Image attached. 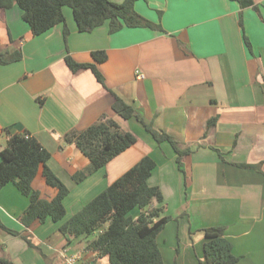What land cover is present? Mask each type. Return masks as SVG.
Returning <instances> with one entry per match:
<instances>
[{"label":"crops","instance_id":"0c3cea01","mask_svg":"<svg viewBox=\"0 0 264 264\" xmlns=\"http://www.w3.org/2000/svg\"><path fill=\"white\" fill-rule=\"evenodd\" d=\"M255 6L242 9L232 0H140L137 13L162 30L125 27L114 34L108 23L79 32L65 7V24L40 36L17 5L1 10L0 55L19 51L22 59L0 62V152L11 135L24 133L50 152L48 167L69 189L65 220L142 157L154 156L157 167L149 182L160 188L164 203L154 201L151 208L163 205V216L171 217L157 237L164 264H200L205 229L216 226L224 228L236 264H264V0H255ZM96 51L108 57L97 64L104 84L90 69L73 73L65 61L70 56L95 63ZM113 93L153 129L190 150L182 158L183 172L169 144L158 146L138 121L114 113ZM103 116L134 134L137 143L78 184L73 176L86 171L89 160L64 136ZM127 162L131 165L120 171ZM258 164L260 169L242 167ZM43 169L32 186L51 201L58 191L46 183ZM28 206L29 199L12 183L0 189V219L19 233L0 229V258L14 264H110L89 247L97 235L64 236L59 228L65 220L25 227L21 217Z\"/></svg>","mask_w":264,"mask_h":264},{"label":"trees","instance_id":"16d2710c","mask_svg":"<svg viewBox=\"0 0 264 264\" xmlns=\"http://www.w3.org/2000/svg\"><path fill=\"white\" fill-rule=\"evenodd\" d=\"M140 0H125L118 4L110 0H0V11L9 10L17 5L22 11L23 20L29 25L35 36L47 33L55 26L65 24L64 8L70 7L78 30L81 33L109 24L111 34L123 28H150L162 30L139 15L135 9ZM242 9L255 6V0H232ZM69 34L65 27L64 35ZM246 45L251 48L247 38ZM95 63H78L72 57L65 58L66 64L73 73L90 69L97 80L104 84L97 64L107 60L104 51L92 53ZM22 59L21 52L12 56L0 55L2 64H9ZM114 95L113 111L124 120L135 119L151 134L158 146L169 144L177 154V164L183 172L182 158L190 153L169 134L152 128L144 116ZM211 119L208 126L214 125ZM65 143H73L89 160L86 171L74 174L76 183L83 182L90 175L106 167L113 159L137 143L131 132L123 131L113 119L103 116L98 122L78 131L72 130L64 136ZM50 152L30 134L11 135L7 146L0 152V189L12 183L18 191L29 199V206L21 217V223L30 227L34 222H45L51 219L54 223L64 221L67 210L64 204L69 189L60 178L48 167ZM46 183L57 189V195L46 201L39 191L32 186L41 168ZM156 161L151 156L142 157L133 167L126 171L106 189L84 205L72 217L65 220L59 230L64 236L74 238L98 235L89 247L100 257H108L110 264H164L157 237L169 223L171 217L163 216L164 206L151 208L154 201L164 203L163 194L158 186L150 184L156 169ZM241 167V166H240ZM243 168L260 169L258 165H243ZM140 211L135 218L133 211ZM0 229L19 236V233L8 229L0 219ZM101 230V231H100ZM205 258L200 264H236L239 260L232 253V244L224 237L223 227L205 229ZM27 240V238H24ZM28 243L29 240H27ZM0 264H14L8 259L0 258Z\"/></svg>","mask_w":264,"mask_h":264},{"label":"rangeland","instance_id":"374dc122","mask_svg":"<svg viewBox=\"0 0 264 264\" xmlns=\"http://www.w3.org/2000/svg\"><path fill=\"white\" fill-rule=\"evenodd\" d=\"M140 126H141V125H140ZM140 128H141V130L144 132L145 129H144L142 126H141ZM146 132H147V131H146ZM140 134H141V132H140ZM136 135H137V134H136ZM151 138H152V137H151ZM140 139L142 140L143 138H140ZM166 146H169V145L166 144ZM142 153H144V150L140 148L139 154L141 155ZM145 153H147V152H145ZM157 153H158V152H157ZM157 153H156V154H157ZM158 156H160V154H159ZM140 157H141V156H140ZM151 157H154V156H151ZM169 162H170V161H169ZM129 165H131L130 162H127V163L125 164V166L122 165L120 171L125 172L126 169H127L126 166H129ZM90 201H91V200H90ZM90 201H89V202H90ZM89 202H88V203H89ZM86 204H87V203H86ZM86 204H85V205H86ZM171 204H173V201L171 202ZM69 209H70V210H69V213H70V211H71V207H70ZM81 209H82V208H81ZM136 211H137V210H136ZM136 211H133L132 214H135ZM0 214H1V213H0ZM100 231H101V230H100ZM2 234H3V233H2ZM95 235H98V231L95 233ZM2 236H3V235H2ZM91 237H94V238H95L94 235H92ZM92 239H93V238H92ZM5 243H6V242H5ZM0 254H1V253H0Z\"/></svg>","mask_w":264,"mask_h":264}]
</instances>
